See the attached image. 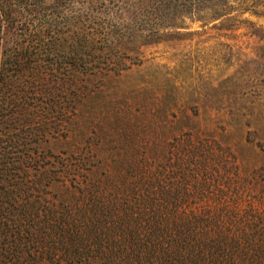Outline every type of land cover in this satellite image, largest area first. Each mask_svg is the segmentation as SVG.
<instances>
[{"label": "trees", "instance_id": "16d2710c", "mask_svg": "<svg viewBox=\"0 0 264 264\" xmlns=\"http://www.w3.org/2000/svg\"><path fill=\"white\" fill-rule=\"evenodd\" d=\"M237 1V13L264 17V5ZM228 4L0 0V264H264L254 208L192 214V191L159 186L156 158H81L71 143L91 78L124 70L135 42L227 16ZM39 128L47 145L32 139Z\"/></svg>", "mask_w": 264, "mask_h": 264}, {"label": "rangeland", "instance_id": "374dc122", "mask_svg": "<svg viewBox=\"0 0 264 264\" xmlns=\"http://www.w3.org/2000/svg\"><path fill=\"white\" fill-rule=\"evenodd\" d=\"M228 1L227 16L185 19L135 42L124 70L91 78L76 96L71 143L81 158H156L159 186L192 191V214L254 208L264 220V17ZM182 154L190 164L179 169Z\"/></svg>", "mask_w": 264, "mask_h": 264}]
</instances>
